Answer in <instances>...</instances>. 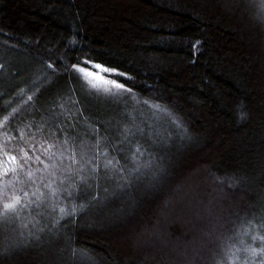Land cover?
I'll list each match as a JSON object with an SVG mask.
<instances>
[{
    "label": "trees",
    "instance_id": "obj_1",
    "mask_svg": "<svg viewBox=\"0 0 264 264\" xmlns=\"http://www.w3.org/2000/svg\"><path fill=\"white\" fill-rule=\"evenodd\" d=\"M262 4L0 0V264H264Z\"/></svg>",
    "mask_w": 264,
    "mask_h": 264
},
{
    "label": "rangeland",
    "instance_id": "obj_2",
    "mask_svg": "<svg viewBox=\"0 0 264 264\" xmlns=\"http://www.w3.org/2000/svg\"><path fill=\"white\" fill-rule=\"evenodd\" d=\"M107 69L109 68H103V67H95L92 70H88L86 68L80 67V73L82 75V77H84L87 82L89 83V85L91 86V88L93 89H97L98 91L102 92V94L104 95L105 99L112 105V106H118L119 103H125V98L127 93L123 90V89H115L114 87L108 85L106 82L109 80H115L113 78V75L118 74L117 71H107ZM116 81V80H115ZM95 85V86H94ZM111 87L112 90L111 91H106L107 88ZM13 158V157H11ZM6 161V160H5ZM4 161V162H5ZM0 162V167L1 166ZM0 172V183L3 181V178L1 176ZM189 184L187 183V189L188 192L186 195H189L190 198H192L193 195H195L194 190H195V186H190L188 188ZM181 198L178 199V203L181 201L182 203H188V201L184 198L183 200H181ZM211 199V201H210ZM196 207L198 208V210H196L194 213H192L189 218H184L183 216H181L182 214V210L175 212L174 214H177L181 219H185V225L187 224V222L191 221V217L193 218L194 221H197L198 223H201L203 219H208L209 215H212V210L213 207L216 206V208H219V206L221 204L218 203V200L215 202L214 200V196H208L203 195L202 197L198 196V200L196 203ZM172 213V212H171ZM176 217V215H175ZM184 223V222H183ZM211 226V227H210ZM210 226L207 225V228H212V232H215V236L218 237V231L214 230L213 231V225L210 224ZM187 246V245H186ZM201 245H199L200 248ZM173 249V251H176V253H180L182 251L183 246L178 245H174V248L171 247ZM189 250H191V252L194 253L195 247H188ZM210 251V248H209ZM208 251V252H209ZM210 253V252H209ZM212 255V254H211Z\"/></svg>",
    "mask_w": 264,
    "mask_h": 264
},
{
    "label": "snow or ice",
    "instance_id": "obj_3",
    "mask_svg": "<svg viewBox=\"0 0 264 264\" xmlns=\"http://www.w3.org/2000/svg\"><path fill=\"white\" fill-rule=\"evenodd\" d=\"M262 10H264V4H262ZM74 67H75V66H74ZM97 67H102V66L97 65ZM107 71H116V70H115V69H107ZM106 83H107L108 85L114 87L115 89H124V90H126V91H131L130 89H126L124 84L118 83V82L115 81V80H109V81H107ZM94 86H95V85H94ZM111 90H112L111 87H109V88L106 89V91H111ZM12 159H15V158L13 157ZM7 171H8V169H3V172H4L5 174L7 173ZM29 175H31V173H29ZM19 200H20V197H19V196H16V197H14L11 201H9V202H5V203L3 204V209H2V211H0V214H6V212H7L8 210H14V209H15V206H16V204L19 202ZM257 238L260 239V240H262V241H264V237H255L254 239H257ZM253 251H254V250H253Z\"/></svg>",
    "mask_w": 264,
    "mask_h": 264
}]
</instances>
